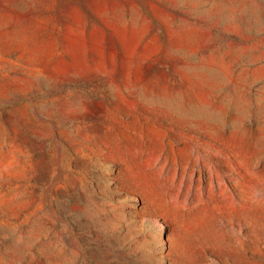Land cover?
Segmentation results:
<instances>
[{"label": "rangeland", "instance_id": "rangeland-1", "mask_svg": "<svg viewBox=\"0 0 264 264\" xmlns=\"http://www.w3.org/2000/svg\"><path fill=\"white\" fill-rule=\"evenodd\" d=\"M0 264H264V0H0Z\"/></svg>", "mask_w": 264, "mask_h": 264}]
</instances>
